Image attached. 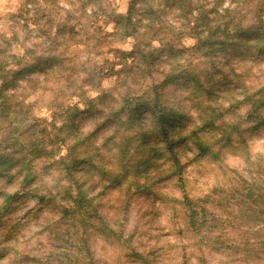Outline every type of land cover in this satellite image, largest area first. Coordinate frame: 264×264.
Listing matches in <instances>:
<instances>
[{
    "label": "rangeland",
    "instance_id": "rangeland-1",
    "mask_svg": "<svg viewBox=\"0 0 264 264\" xmlns=\"http://www.w3.org/2000/svg\"><path fill=\"white\" fill-rule=\"evenodd\" d=\"M130 1L109 0L122 14L127 13ZM230 3L225 0L222 5ZM165 20L178 22L173 13H167ZM62 25L66 26L59 31ZM113 28L114 22L94 12V0H0V52L8 50L20 57L26 47L40 51L46 35L53 38L64 32L55 40L56 46H50L64 53L61 68L49 72L51 77L47 79L38 70L28 73L9 90L10 100L6 93L7 102H24L17 121L24 120L28 138L37 122L46 128L52 124L50 130L59 135L60 126L67 124L65 141L55 157H33L36 176L30 185L24 187L20 178L11 184L0 179V264H264V249L259 248L264 241V125L255 128L254 122L245 120L241 132L232 133L229 144L239 143L240 147L227 145L221 160L199 155L193 134L169 156H154L149 151L151 145L143 146L138 140V133L153 123L151 112L142 109L140 119L125 112L114 117L108 114V107H118L117 101L107 97L86 108L80 96L85 94L93 100L102 90L114 96L118 89L124 91V85L113 91L115 70L128 65L123 80L133 89L156 83L163 103L186 99L178 105L185 118L175 124L190 133L200 122L196 112L199 103L212 105L218 100L226 107L222 89L236 88L242 82L252 91L264 86V58L252 53L241 57L216 55L213 68L211 62L205 65L198 61V51L188 50L196 40L185 37L174 43L183 53L175 55L174 60L167 52H160L151 66L155 70L148 76L135 72L139 62L135 63L128 53L134 49L135 39L113 40ZM157 46L162 47L155 41L153 47ZM185 57L194 61L189 69L203 70L211 76L208 83H220L219 89L213 94L196 91L185 78L179 79L178 86L162 85L163 76L157 70L166 71V62L179 58L184 62ZM21 61L18 67H24L26 60ZM191 97L197 100L195 104ZM60 105H76L81 110L60 115ZM218 108L219 112L223 110ZM245 113V107L228 109L216 120L219 132L224 124L243 115L245 119ZM6 126L0 120V135L7 132ZM202 129L200 135L205 132L206 139L212 140L208 134L211 128ZM75 139L78 142L72 148ZM155 140L157 135L149 142ZM128 142L130 153L124 157L123 146ZM63 155L73 172L59 168L64 164L57 159ZM100 156L109 161L108 170L119 172L114 182L96 171L94 158ZM175 160L181 169L173 174L170 168L176 166ZM137 161L140 164L135 171H122ZM19 168L16 164L12 171ZM239 177L246 181L239 182ZM242 183L246 186L243 193ZM77 184L89 205L81 200ZM5 194L14 195L7 204L3 202ZM186 195L189 201L184 200ZM76 198L81 208L74 209ZM201 208H205L207 218L203 225L195 221V228H201L196 232L189 225V215ZM248 247L255 250L248 253Z\"/></svg>",
    "mask_w": 264,
    "mask_h": 264
},
{
    "label": "trees",
    "instance_id": "trees-1",
    "mask_svg": "<svg viewBox=\"0 0 264 264\" xmlns=\"http://www.w3.org/2000/svg\"><path fill=\"white\" fill-rule=\"evenodd\" d=\"M225 0H132L126 14L119 13L115 7L109 2V0H94V12L104 18L106 21L114 22V28L112 33V39H123L127 37H133L135 39L134 49L128 52L134 56L137 66V73L144 75L148 73L151 75L155 67L151 68L155 56L159 58L160 52H167L170 57L176 60L175 55L183 53L178 51L175 46V39H182L185 37H191L196 40V44L188 50L198 51L197 56L200 63L207 64L212 63V67H216L217 61H215L216 55L231 54L232 56H245V54H258L261 58H264V0H231V3L227 6H223ZM203 2V3H201ZM222 5V7H221ZM167 13H173L178 20L173 24L170 21L165 20ZM249 20V21H248ZM66 26V25H64ZM59 27V31L64 28ZM58 31V32H59ZM64 33V32H62ZM62 33L55 35L53 38L50 35H46L44 42L41 43L40 51H36V47H26L23 55L17 57L13 53H9L8 50L0 52V120L6 122L5 134L0 135V179H4L5 183H13L14 180L19 179L24 187L30 185L35 180V174H33L32 167L33 157H55L56 153L60 150L62 143L65 141V129L66 123L60 126L62 134L54 133L50 130L53 125L50 124V128L42 126L39 122L33 125L32 129H35L28 138L25 133L27 130L23 128V119L18 122V114L21 113V107L24 102H7L12 95L9 94V90L18 84V80L24 77L26 74L38 70L42 73L43 77L47 79L51 77L49 72L56 73L63 65V59H65L64 53L58 48L53 49L50 46L54 44L55 40L61 37ZM157 41L162 47H153V43ZM185 50V49H184ZM187 49L185 51H188ZM183 51V50H182ZM3 55V56H2ZM7 59H5V57ZM28 57L27 59H24ZM11 59V60H10ZM10 60V61H9ZM21 60H26L23 63L24 67H18L22 63ZM216 62V63H215ZM168 65L166 71H159L161 74L162 85L167 83L174 84L176 86L181 84L180 78H185L188 84L192 83L193 88L196 91H202L206 94H213L216 89H219V84L208 83L211 76L205 74L203 70L194 71L190 68V65L194 63L191 57H185L184 62H181V58L177 61L166 62ZM210 63V65H211ZM128 65L115 70L117 79L114 90L118 89L121 85H124L125 90H117L114 93L116 96L109 94L108 90H102L96 98L90 100L85 94L80 95L82 100L86 102V108L91 106L95 100H102L107 97L113 101L118 102V107H108V114H113L114 117H118V113H127L131 118L140 119L139 113L142 109H147L153 114V123L148 126V130H143L138 133V140L141 145H151L149 151L155 156L157 153H163L170 155L174 153L175 147L184 143L185 139L192 134L196 145L197 153L200 155L208 154V156L221 160L220 155L223 153V149L231 143V135L233 132H241L240 128L243 122H254V127L258 128L264 125V86L257 91H252L249 85L242 82L240 85H235L236 88L222 89L221 93L224 94L223 99L226 100L227 106H223L218 103V100L214 101L212 105H204L199 103L197 114L199 118V124L197 130L193 129L192 132L187 133L181 130L180 126H177L175 122L177 119L185 118V113H182L183 109L178 108V105L184 99L174 100L172 102L163 103L161 96L158 92V85L147 86L146 88L138 87L134 88L124 82L126 78V68ZM184 67V69H182ZM132 70V69H130ZM51 73V74H54ZM37 81V80H30ZM144 82V81H143ZM141 84V83H140ZM8 94V96L6 95ZM154 94L155 98L151 95ZM198 95V94H197ZM2 99V100H1ZM187 100H190L188 98ZM192 102L195 104L197 100L191 97ZM219 105V106H218ZM218 107H223V110L219 112ZM245 107L246 118L242 116L237 121L224 124V128L219 132V126L216 125V120L223 117L224 113L229 110L238 111ZM115 108V109H114ZM114 109V112L111 110ZM81 109L78 106L73 105H60L58 114L66 113L69 116L71 113L77 114ZM102 109H95L94 112H99ZM140 111V112H139ZM102 112V111H100ZM217 113V114H216ZM135 119V118H134ZM246 120V121H245ZM14 121V122H12ZM121 124V122L119 123ZM142 127V126H141ZM202 127H204L202 129ZM211 128L209 135L212 140L206 139V134L200 135L199 130L205 128ZM50 131H47V130ZM148 131L150 133H148ZM198 132V133H197ZM218 133L220 136L215 137ZM230 133V134H229ZM7 134V135H6ZM41 135L40 138H37ZM157 140L153 143L149 142L150 138ZM160 135V137H158ZM190 135V136H189ZM198 135V136H197ZM41 141V142H39ZM78 140L72 143V148L76 147ZM107 139L104 143H108ZM131 143L124 145L125 151L123 156L126 157L130 153ZM143 145V146H144ZM216 146V148H215ZM234 149L240 147L238 145H229ZM137 147L134 148V153L137 152ZM50 149V150H49ZM150 152V153H151ZM151 155V156H153ZM149 155L148 158H151ZM66 156L63 155L57 159V163L64 164V167L59 168L68 172H73L72 165H68ZM114 158L116 156L114 155ZM88 160H82L80 162H87ZM56 163V164H57ZM107 163L109 161L106 157L94 158V167L100 176L110 177L114 182V178L119 173L114 169L108 170ZM176 166L171 167L173 174L179 173L181 167L179 162L175 160ZM260 163V162H258ZM19 164L20 168L16 171H12L14 166ZM140 164V161L129 163L127 167L122 169L125 173H131L135 171V168ZM25 171V173L23 172ZM228 170V169H227ZM94 172V173H97ZM121 172V171H120ZM239 182L246 181V179L239 177ZM142 185L141 183H138ZM79 195L82 201H86L89 205V199L86 198L84 190L77 184ZM246 186L242 183V191L246 190ZM4 203L11 202L14 195L5 194ZM75 200L74 209L81 208L78 198ZM185 201H189V197H184ZM200 215V219L197 218ZM207 215L205 208H201L199 211L193 210V213L189 215V225L195 228V221H202V225L206 221ZM112 230V229H111ZM201 228H195L196 232H199ZM114 232V231H113ZM237 246V245H235ZM234 246V247H235ZM260 249H264V241L260 242ZM246 252H252L255 249L250 247L245 249ZM183 264H188L184 262Z\"/></svg>",
    "mask_w": 264,
    "mask_h": 264
}]
</instances>
